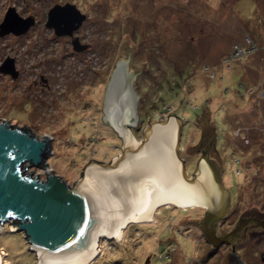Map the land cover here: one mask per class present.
Wrapping results in <instances>:
<instances>
[{
	"label": "rangeland",
	"instance_id": "obj_1",
	"mask_svg": "<svg viewBox=\"0 0 264 264\" xmlns=\"http://www.w3.org/2000/svg\"><path fill=\"white\" fill-rule=\"evenodd\" d=\"M67 4L87 20L74 38H59L46 27L48 15ZM10 8L35 24L23 35L0 37V68L11 59L17 72H0V122L51 137L47 166L68 185L91 160L110 163L121 153L123 140L104 123L103 108L120 46L130 40L133 65L148 63L133 85L135 138L142 140L150 117L175 111L184 122L180 157L192 174L202 150L186 148L200 143V123L215 120L233 211H264V0H0V25ZM76 38L86 51L74 50ZM175 207L159 208L156 224H130L122 244L101 241L91 264H224L210 259L199 230L205 208ZM12 226L0 235L5 264H36L25 235ZM262 256L250 264H264Z\"/></svg>",
	"mask_w": 264,
	"mask_h": 264
},
{
	"label": "water",
	"instance_id": "obj_2",
	"mask_svg": "<svg viewBox=\"0 0 264 264\" xmlns=\"http://www.w3.org/2000/svg\"><path fill=\"white\" fill-rule=\"evenodd\" d=\"M86 20L77 6L57 5L49 12L46 27L59 38H74ZM34 24L33 17L24 19L10 8L0 25V37L23 35ZM73 47L77 53L88 49L78 38ZM136 52L130 40L122 42L104 99L103 121L122 138L121 153L110 163L91 160L74 186L47 166L54 155L51 137L40 139L28 127L0 122V235L5 225L13 224L15 233L25 235L36 264H90L101 251V241L122 244L128 224H156L154 212L166 204L204 207L200 229L216 248L232 243L246 224L254 222L242 219L232 233L217 236L219 224L230 215L232 199L221 181L223 161L216 150L215 120L200 123V143L186 148L189 154L207 152L193 174L180 157L184 122L175 111L168 117H150L142 140L135 138L132 129L140 118L133 85L148 69L147 62L140 68L133 65ZM13 63L7 59L0 72L15 78ZM31 167L44 174V181L25 173Z\"/></svg>",
	"mask_w": 264,
	"mask_h": 264
},
{
	"label": "flooded vegetation",
	"instance_id": "obj_3",
	"mask_svg": "<svg viewBox=\"0 0 264 264\" xmlns=\"http://www.w3.org/2000/svg\"><path fill=\"white\" fill-rule=\"evenodd\" d=\"M201 156L207 158L206 150H203L201 152ZM190 173L193 174V172ZM231 199H232V206L230 210V215L228 219L222 221L219 224L217 236L222 237L224 235L232 233L236 228L237 224L239 223V221L242 219L252 220L254 222L253 223L250 222L246 224L240 236L234 241H232V243L230 244H223L216 248L211 244H209L203 235L204 242L207 244V246L210 249L209 257L211 260H214L213 263L223 262L224 264H226L224 259L226 261H229L230 259L236 264H239L240 262H241L240 264H250V260L260 257L261 254L263 255L264 252V211L260 210L259 212H254V210H252L253 208H249L247 211H244L243 213L234 212L233 194H231ZM232 213H234L236 217L234 219L235 220L234 222L229 220L230 216L233 215ZM199 230L201 231L200 224H199ZM262 261H264V256H262Z\"/></svg>",
	"mask_w": 264,
	"mask_h": 264
},
{
	"label": "bare ground",
	"instance_id": "obj_4",
	"mask_svg": "<svg viewBox=\"0 0 264 264\" xmlns=\"http://www.w3.org/2000/svg\"><path fill=\"white\" fill-rule=\"evenodd\" d=\"M166 205H168V204H166ZM169 205H173V204H169ZM162 206H165V205H162ZM162 206H160V207H158L157 209H156V211L154 212V215H153V217H155V213L157 212V210L159 209V208H161ZM175 206V205H174ZM187 208H191V207H187ZM182 209H186V208H182ZM155 219V218H154ZM130 224H141V223H134V222H132V223H130ZM130 224H128V226L130 225ZM127 226V227H128ZM3 231V230H2ZM97 251H100V250H97ZM100 254V253H99ZM99 256V255H98ZM95 259V258H94ZM93 259V260H94ZM92 260V261H93ZM92 263V262H91ZM90 263V264H91ZM0 264H5V261H4V257L1 255L0 256Z\"/></svg>",
	"mask_w": 264,
	"mask_h": 264
},
{
	"label": "built area",
	"instance_id": "obj_5",
	"mask_svg": "<svg viewBox=\"0 0 264 264\" xmlns=\"http://www.w3.org/2000/svg\"><path fill=\"white\" fill-rule=\"evenodd\" d=\"M238 55H239V54H238ZM34 176H35V175H34ZM35 177H36V176H35ZM37 177H39L41 181H44V179L46 178L42 172H39V174L37 175Z\"/></svg>",
	"mask_w": 264,
	"mask_h": 264
},
{
	"label": "trees",
	"instance_id": "obj_6",
	"mask_svg": "<svg viewBox=\"0 0 264 264\" xmlns=\"http://www.w3.org/2000/svg\"><path fill=\"white\" fill-rule=\"evenodd\" d=\"M161 102V101H160ZM160 102H158L157 104H159ZM176 208V207H175Z\"/></svg>",
	"mask_w": 264,
	"mask_h": 264
},
{
	"label": "clouds",
	"instance_id": "obj_7",
	"mask_svg": "<svg viewBox=\"0 0 264 264\" xmlns=\"http://www.w3.org/2000/svg\"><path fill=\"white\" fill-rule=\"evenodd\" d=\"M3 232V231H2Z\"/></svg>",
	"mask_w": 264,
	"mask_h": 264
}]
</instances>
